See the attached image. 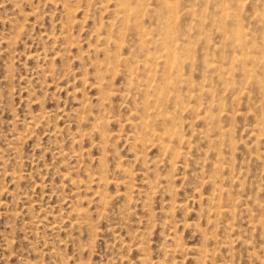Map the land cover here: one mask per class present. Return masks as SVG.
Returning <instances> with one entry per match:
<instances>
[{
  "label": "rangeland",
  "instance_id": "374dc122",
  "mask_svg": "<svg viewBox=\"0 0 264 264\" xmlns=\"http://www.w3.org/2000/svg\"><path fill=\"white\" fill-rule=\"evenodd\" d=\"M124 1L0 0V264H264V0Z\"/></svg>",
  "mask_w": 264,
  "mask_h": 264
},
{
  "label": "bare ground",
  "instance_id": "6f19581e",
  "mask_svg": "<svg viewBox=\"0 0 264 264\" xmlns=\"http://www.w3.org/2000/svg\"><path fill=\"white\" fill-rule=\"evenodd\" d=\"M124 3H125V5H128L129 3H127V1L125 0L124 1ZM131 6V5H130ZM134 10V9H133ZM127 11V10H126ZM125 12V11H124ZM132 14H134V13H132ZM239 30V29H238ZM238 32V31H237ZM236 32V33H237ZM240 32V31H239ZM237 36V35H236ZM239 36V35H238ZM264 38V37H263ZM239 39H240V37H239ZM175 56V55H174ZM163 57V56H162ZM236 57V56H235ZM241 57V56H240ZM163 59V58H162ZM175 59V58H174ZM176 60V59H175ZM241 60H243V59H241ZM241 60H240V62H241ZM164 61V60H163ZM177 62V61H176ZM243 62V61H242ZM166 65H168V63L166 64ZM180 76V75H179ZM178 76V77H179ZM177 77V78H178ZM157 87V86H156ZM163 91V90H162ZM159 92H161L160 90H159ZM156 93V92H155ZM160 94V93H159ZM153 95V94H152ZM156 95V94H155ZM153 97V96H152ZM159 97V96H158ZM157 98V97H156ZM160 98H161V96H160ZM154 99V98H153ZM147 101V100H146ZM154 101V100H153ZM152 102V101H151ZM156 103V102H155ZM146 104V103H145ZM150 103H148V105H149ZM156 107H157V105H156ZM155 108V107H154ZM159 108V107H158ZM155 110V109H154ZM155 111H157V108H156V110ZM159 111V110H158ZM157 113V112H156ZM149 114V113H148ZM166 130V129H165ZM168 147V146H167Z\"/></svg>",
  "mask_w": 264,
  "mask_h": 264
}]
</instances>
